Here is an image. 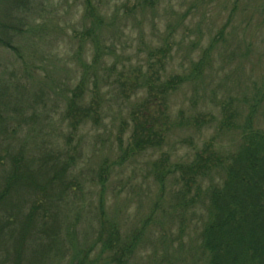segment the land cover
I'll list each match as a JSON object with an SVG mask.
<instances>
[{"label":"rangeland","instance_id":"374dc122","mask_svg":"<svg viewBox=\"0 0 264 264\" xmlns=\"http://www.w3.org/2000/svg\"><path fill=\"white\" fill-rule=\"evenodd\" d=\"M150 1L21 0L14 8L0 0V19L22 56L0 49V79L27 88L25 138L53 146H62V130L69 134L68 122H63L65 102L85 72L86 102L92 100L94 82L100 90L102 119L71 136L72 148L80 152L77 175L84 186L62 218L64 235L72 232L73 257L95 242L102 199L106 218L119 226L123 238L141 233L129 264H204L199 233L211 178L204 179L198 197L195 191L188 197H195L197 206L195 214L185 215L175 203L182 184L168 177L160 185L155 164L167 158L171 169L191 162L207 144L228 157L238 150L241 132L236 128L251 114L255 129L264 131V0ZM88 3L103 19L97 35L105 50L97 67L95 44L85 34L93 28ZM160 49L168 50L165 57ZM202 59L199 74L192 75ZM113 65L116 69L105 73ZM137 69L144 76L161 74L164 81L175 75L187 81L169 97V133L161 150L133 156L129 113L143 91L125 101L117 82L122 72L137 76ZM230 105L238 114L236 126L221 128L223 108ZM101 167L103 182L97 176ZM100 250L98 246L88 264H109ZM69 262L68 255L58 264Z\"/></svg>","mask_w":264,"mask_h":264},{"label":"trees","instance_id":"16d2710c","mask_svg":"<svg viewBox=\"0 0 264 264\" xmlns=\"http://www.w3.org/2000/svg\"><path fill=\"white\" fill-rule=\"evenodd\" d=\"M3 1H10L14 8L21 3V0ZM143 2L152 4L150 0ZM86 15L93 20V28L85 34L95 44L93 66L97 67L105 50L97 35L103 19L90 3ZM12 36L10 28L0 19V49L14 52L22 59L20 48L12 44ZM158 53L165 57L168 50L160 49ZM203 62L202 59L194 65L192 75L199 74ZM158 63L163 68L162 59ZM115 69L113 65L105 73ZM135 72L138 73L135 77L131 74L125 77L122 72L117 82L125 101L139 97L143 91V97L129 113L132 124L129 151L133 156L161 150L169 133V97L187 81L179 75L164 81L156 72L153 76H144L142 69ZM86 73L65 102L63 122H68L69 134L60 132L62 146L37 142L33 136L25 138L23 119L27 109L23 104L27 88L13 80L9 81L10 87L0 79V264H58L68 255L69 264H88L98 246L101 255H107L109 264H129L139 248L141 233L123 238L119 226L106 218L102 199L96 240L90 249L73 257L74 248L69 242L72 232L66 235L63 232L62 218L67 207L83 194L84 187L81 175H77L80 152L72 148L71 136L88 122L99 123L104 109L95 82L92 100L86 102ZM231 107L223 108L221 128L236 126L238 114ZM29 117L33 120L35 114ZM253 123L251 114L242 127L236 128L241 132L238 150L228 157L219 155L207 144L201 152L194 153L191 162L176 164L171 169L167 158L155 164L160 185L168 177L182 184L175 203L185 215L195 214L197 206L196 198L188 197L193 191L198 197L203 192L204 179L211 178L204 193L206 200L202 207L206 216L199 233L198 249L204 264H264V131L255 129ZM104 173L105 168L101 167L97 175L101 182Z\"/></svg>","mask_w":264,"mask_h":264}]
</instances>
